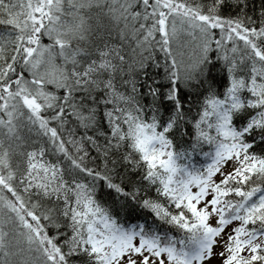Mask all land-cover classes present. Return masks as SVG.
I'll list each match as a JSON object with an SVG mask.
<instances>
[{
  "label": "snow or ice",
  "instance_id": "obj_1",
  "mask_svg": "<svg viewBox=\"0 0 264 264\" xmlns=\"http://www.w3.org/2000/svg\"><path fill=\"white\" fill-rule=\"evenodd\" d=\"M214 257L264 264V0H0V264Z\"/></svg>",
  "mask_w": 264,
  "mask_h": 264
},
{
  "label": "rangeland",
  "instance_id": "obj_2",
  "mask_svg": "<svg viewBox=\"0 0 264 264\" xmlns=\"http://www.w3.org/2000/svg\"><path fill=\"white\" fill-rule=\"evenodd\" d=\"M209 264H220V258L219 257H214Z\"/></svg>",
  "mask_w": 264,
  "mask_h": 264
},
{
  "label": "trees",
  "instance_id": "obj_3",
  "mask_svg": "<svg viewBox=\"0 0 264 264\" xmlns=\"http://www.w3.org/2000/svg\"><path fill=\"white\" fill-rule=\"evenodd\" d=\"M259 2V0H257V3ZM217 78H218V75H217ZM133 222H135V216L133 217Z\"/></svg>",
  "mask_w": 264,
  "mask_h": 264
}]
</instances>
